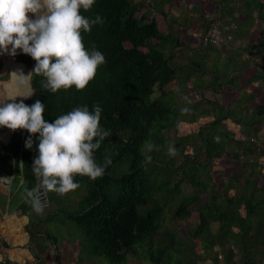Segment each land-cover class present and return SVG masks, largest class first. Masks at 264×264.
I'll list each match as a JSON object with an SVG mask.
<instances>
[{
	"label": "trees",
	"instance_id": "trees-1",
	"mask_svg": "<svg viewBox=\"0 0 264 264\" xmlns=\"http://www.w3.org/2000/svg\"><path fill=\"white\" fill-rule=\"evenodd\" d=\"M209 1L212 15L205 2L188 0L190 12L181 18L168 12L166 0L155 1L163 19L171 15L166 27L160 28L144 0H95L89 11L81 9L86 17L99 14L104 18L103 25L82 32L85 47L95 45L106 59L95 78L83 90L73 86L51 93L41 89L43 78L33 75L31 88L36 94L23 102L31 106L38 99L45 104L47 122L76 106L91 110L99 103L103 109L100 126L112 133L94 154L99 164L106 157L112 161L102 177L93 181L77 175L78 189L63 196L47 194L48 206H61L48 216L62 212L63 220L81 232L78 258L73 257L77 264L90 255L101 256L106 264H121L135 248L149 264L206 260L211 264H264V139L259 131L264 123V100L259 99L264 89V0ZM194 12L199 20L193 34H198L203 50L183 38ZM210 23L221 30L222 38L216 43L202 41ZM186 51L202 54L194 60ZM213 55H219L218 59H212ZM13 57L26 68L35 66L36 61L22 51ZM204 57L209 65L219 62L225 76L214 78L202 97L192 102L198 103L201 113L208 108L214 116L198 129L179 133V120L199 122L207 117H197L199 113L192 114L190 107L188 113L173 107V102H185L181 97L189 96L197 76L192 77V72ZM1 68L0 59V80L6 78ZM181 77L190 84L176 93L171 86L176 81L179 84ZM222 92L227 94L225 104L217 99ZM208 103L214 105L208 107ZM217 103L221 105L215 107ZM29 135L18 129L1 146L0 173L12 175L9 208L20 209L28 217L24 228L30 241L39 244L47 238L58 252L60 246L68 249L70 242L44 234L40 225L45 214H37L23 195V187L31 189L37 182L31 166L38 154V134L32 137L33 147L27 149ZM145 142L160 146L151 153L152 163L147 166L141 164ZM167 143L178 149L176 157L166 155L163 146ZM20 161L24 162L22 169ZM227 163L237 169L222 176ZM214 172L220 174L219 183ZM193 213L197 216L192 220ZM39 247L44 251L41 243ZM0 264L13 263L5 259Z\"/></svg>",
	"mask_w": 264,
	"mask_h": 264
},
{
	"label": "clouds",
	"instance_id": "clouds-1",
	"mask_svg": "<svg viewBox=\"0 0 264 264\" xmlns=\"http://www.w3.org/2000/svg\"><path fill=\"white\" fill-rule=\"evenodd\" d=\"M94 4L95 0H0V54L15 56L21 50L36 61L27 75L22 71L12 73L26 91L0 96V127L27 130L30 133L25 141L27 149L33 147L32 137L38 134V154L31 166L37 182L31 189L23 187L26 202L37 214L44 212L48 193L68 194L80 187L74 182L75 176H87L94 181L112 163L106 157L99 164L94 155L112 135L100 126L103 109L99 103L91 110L86 105L76 106L50 123L44 119L45 104L40 100L31 106L23 102L36 94L31 88L33 75L43 78L40 85L44 91L56 93L73 86L80 91L106 63L104 54L95 45L88 49L83 43L82 32H90L94 25L104 23L99 14L94 18L81 14V9L89 11ZM18 96L23 97L20 102H17ZM181 99L191 103L187 96ZM181 112L188 113L190 109L185 107ZM163 147L170 158L178 155L173 143ZM159 150L160 146L145 142L141 148V164H151V153ZM23 166L24 162L20 161L18 167Z\"/></svg>",
	"mask_w": 264,
	"mask_h": 264
},
{
	"label": "rangeland",
	"instance_id": "rangeland-1",
	"mask_svg": "<svg viewBox=\"0 0 264 264\" xmlns=\"http://www.w3.org/2000/svg\"><path fill=\"white\" fill-rule=\"evenodd\" d=\"M137 1H141V0H137ZM146 3L148 2V5H145V8L150 9V13L156 15V22L158 24V26L161 28V26L163 28L166 27L167 25V20L170 19V16H177V18H181L182 15H187L190 10H187L188 8L186 7V5L189 3L188 0H166L167 2H169L168 7H166V9L168 10V12H170L171 15H169L168 17H166L165 19L162 18L161 14L158 12L159 11V5H155V1H159V0H144ZM191 1V0H190ZM194 3H199V2H205L206 3V10L207 12L212 15L213 11H212V3L208 0V2L204 1V0H192ZM198 1V2H197ZM166 5V6H167ZM212 11V13H211ZM193 18L191 20V26H188L185 30V34L183 35V38L185 39V41L189 42L192 44V47H196L198 46L201 50H203V43H201L199 41L198 38V34H193L195 33V28L194 26L196 25V23H198V20L196 18V13H192ZM190 24V23H189ZM186 26H183V28H181V30H184ZM164 31H167L164 29ZM184 32H182L183 34ZM181 34V35H182ZM222 38V37H221ZM18 51V50H17ZM186 54L189 56L190 55V51H186ZM192 55H190L191 58H193L194 60L199 59L202 52L200 51H195L191 53ZM7 56H11V55H6L5 57L7 58ZM219 55H213L212 59H218ZM12 60H15V58L13 56H11ZM178 61H181L182 58L181 57H177L175 58ZM185 60V59H184ZM201 60H203V63L198 66L199 69L196 67L195 71L192 72V77L194 76V74H197L194 85L191 87L190 91H189V96L188 98L191 100V103L188 104L186 102H173V107L175 108L174 110L176 112H179L180 108H185V107H190L191 108V113L194 114L196 112L199 113V115H197V117L202 116H207V117H201L199 122H183L182 120H179L178 124H179V133L184 132L183 129H185V131H192L195 129H198V125L201 124L202 122L207 121L208 119H210L211 117L214 116V113H210L208 108H203L201 111L203 113L200 112L199 108L196 106L198 103H193L192 101H195L196 99L202 97V93H204L205 91H207V89H209L212 84L214 83V78L216 77H224L225 73L223 70V67L221 66V64L219 62H216L214 65H209L208 64V58L204 57L203 59L201 58ZM24 66V65H23ZM25 67V66H24ZM26 68V67H25ZM30 70V68H27ZM222 71V72H221ZM1 74H5L6 78L8 77V71L5 70V67L3 65V67L1 68ZM193 79V78H192ZM179 84H180V89H179ZM178 84V81L173 82L171 89L174 92H178L179 90H184V88H186L187 86H189L190 82H187L185 77H181L180 78V83ZM197 88V89H196ZM201 88V89H200ZM178 90V91H177ZM255 91L256 88L254 89ZM210 92H212L211 90H209ZM207 95H210L208 93H205ZM223 97V98H222ZM227 94L225 92H222L220 97L217 98L218 101H220L221 103H227ZM169 99L172 100V97H168ZM174 98V97H173ZM175 101L178 99V97L174 98ZM259 99L264 100V89L262 91H260L259 94ZM258 103V101H257ZM209 106L208 107H212L214 105V103H208ZM221 104H216L215 107L220 106ZM200 106V105H199ZM214 107V108H215ZM215 110V109H214ZM210 115V116H209ZM209 116V117H208ZM260 134H262V137L264 139V123H262L259 127V131ZM260 142H262V140H260ZM5 143V142H4ZM4 143H2L0 146H2ZM180 157L178 156L176 161L179 162ZM222 162V161H221ZM122 168V167H121ZM237 168L233 166V164L231 163H227L226 166L224 167V171L221 173L222 176H225L226 174L230 173L233 170H236ZM113 173H116L115 171H113ZM214 180L216 183H219V172H214L213 174ZM5 178V177H4ZM4 181V180H3ZM262 182L264 183V179L262 180ZM72 197V196H71ZM57 207L56 209L55 206ZM53 207H50L47 205V207L44 209V216H46L45 221H43L42 225H40V227L43 230L44 234H48L50 233L51 235H55L57 238V240L60 242V239L62 241L64 240H68L70 243H68V249H66L65 247H61L60 252L58 251V253L60 255H65L67 256L70 260L71 263L73 264H77L75 262L74 258H78V254H77V249H78V244L80 241V237H81V232L79 231L78 227H76L75 225H73V223L69 222L68 220L64 221L62 218V212H55V214L53 216H48V214L52 211L58 210L60 211L61 206H59V204H54ZM62 216H61V215ZM197 216L196 213H193V215L191 216V219H195ZM191 224V222H190ZM77 228V229H76ZM182 233L184 232L183 228L180 227L179 229ZM40 242L43 243H47L48 245L50 244L49 239L44 238L39 240ZM76 241V242H75ZM46 244V246H47ZM50 250H54L55 255L57 253L56 248H54L53 246L50 248ZM84 252V251H83ZM74 257V258H73ZM217 258L219 260H221L222 258H220V255L217 256ZM78 264H106V261L101 257V256H92L90 255L89 257L84 258V261L82 260L80 263ZM121 264H149L147 262V260L144 259L142 251L138 248H135L134 251H130L129 253H126L125 258L122 260ZM199 264H211L209 261H201ZM222 264V263H220Z\"/></svg>",
	"mask_w": 264,
	"mask_h": 264
},
{
	"label": "crops",
	"instance_id": "crops-1",
	"mask_svg": "<svg viewBox=\"0 0 264 264\" xmlns=\"http://www.w3.org/2000/svg\"><path fill=\"white\" fill-rule=\"evenodd\" d=\"M8 182V180H0V261L7 259L13 264H23L26 261L30 262V264H38V261L34 259L27 247V243L30 242V237L29 233L25 231L24 226L28 222V217L22 214L20 209L9 208L11 182ZM1 197L4 198L3 203L1 202ZM18 210H20V213ZM32 242L37 244L38 256L41 258L46 256L48 258V252L52 246L46 242L39 241L42 245L41 248L44 250L41 251L39 247L40 243L38 244L37 241ZM61 247L58 248L59 252ZM57 258L59 264H73L63 254L60 255L58 253Z\"/></svg>",
	"mask_w": 264,
	"mask_h": 264
},
{
	"label": "bare ground",
	"instance_id": "bare-ground-1",
	"mask_svg": "<svg viewBox=\"0 0 264 264\" xmlns=\"http://www.w3.org/2000/svg\"><path fill=\"white\" fill-rule=\"evenodd\" d=\"M31 15V14H30ZM8 54H0V57L4 58ZM5 70L8 71V77L0 80V96H4L7 94L17 95L26 91L24 85H22L17 77L12 75L13 72H23L24 75L29 73V69L25 68L22 63H19L16 60L8 59L4 63ZM23 97H17V102ZM26 100V99H25ZM10 102V101H9ZM12 130L6 127H0V145L4 142H7ZM4 178V176H1ZM0 177V178H1Z\"/></svg>",
	"mask_w": 264,
	"mask_h": 264
},
{
	"label": "built area",
	"instance_id": "built-area-1",
	"mask_svg": "<svg viewBox=\"0 0 264 264\" xmlns=\"http://www.w3.org/2000/svg\"><path fill=\"white\" fill-rule=\"evenodd\" d=\"M220 33L221 30L219 29V27L214 23H210L202 36V41H206L209 39L210 41L216 43L221 40ZM45 264H59L54 250H50L48 252V258L45 261Z\"/></svg>",
	"mask_w": 264,
	"mask_h": 264
},
{
	"label": "water",
	"instance_id": "water-1",
	"mask_svg": "<svg viewBox=\"0 0 264 264\" xmlns=\"http://www.w3.org/2000/svg\"><path fill=\"white\" fill-rule=\"evenodd\" d=\"M21 50H18L17 51V53H19ZM0 59H1V61H2V67H3V65H4V63H5V61L6 60H8L9 58H6V57H4V58H2V57H0ZM20 63V62H19ZM31 71V69L29 70V72ZM25 100V99H24ZM23 100V101H24ZM13 132V131H12ZM12 132H11V134H12ZM10 134V135H11ZM10 137V136H9ZM9 139V138H8ZM8 139H7V141H8ZM5 144V143H4ZM0 152H3V150H2V148L0 147ZM1 176H4L5 178H9V177H11V179L10 180H8L9 182L8 183H10L11 182V180H12V175H9V174H7V173H5V172H2V173H0V177ZM47 197H46V205H47ZM18 212L20 213V210H18ZM27 247H28V250L30 251V253H31V255L34 257V259L35 260H37L38 261V264H43V263H45V261H46V259H47V257L45 256V257H39L38 256V254H37V244L35 243V242H32V241H30L29 243H27Z\"/></svg>",
	"mask_w": 264,
	"mask_h": 264
}]
</instances>
